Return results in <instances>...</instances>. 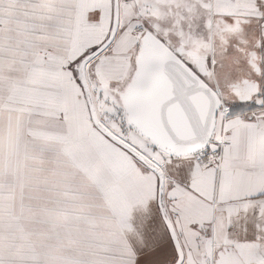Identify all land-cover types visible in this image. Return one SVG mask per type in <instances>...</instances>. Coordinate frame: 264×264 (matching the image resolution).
<instances>
[{
	"label": "snow or ice",
	"instance_id": "snow-or-ice-1",
	"mask_svg": "<svg viewBox=\"0 0 264 264\" xmlns=\"http://www.w3.org/2000/svg\"><path fill=\"white\" fill-rule=\"evenodd\" d=\"M0 264H264V0H0Z\"/></svg>",
	"mask_w": 264,
	"mask_h": 264
}]
</instances>
